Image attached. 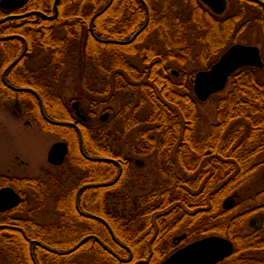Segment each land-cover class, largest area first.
<instances>
[{
    "label": "trees",
    "instance_id": "trees-1",
    "mask_svg": "<svg viewBox=\"0 0 264 264\" xmlns=\"http://www.w3.org/2000/svg\"><path fill=\"white\" fill-rule=\"evenodd\" d=\"M144 1L59 0L53 20L31 15L0 24V36L17 35L0 41V99H21L34 125L67 140L68 162L82 171L56 196L59 217L53 224L41 223L38 216L62 185L54 174L0 175V187L29 192L16 210L0 218L4 263L160 264L190 241L223 235L233 241L234 252L217 264H264V236L257 229L246 230L264 204L252 209L224 207L229 197L241 198L244 185L264 163V66H244L231 76L232 88L217 99L218 120L204 135L195 75L189 70L192 65L209 68L237 41L244 30L238 7L218 16L201 0ZM54 2L28 0L20 12L53 14ZM147 10L148 24L133 42L105 41L130 40L146 23ZM3 13L0 8V18ZM260 18L263 22L264 10ZM26 43V54L4 78L5 68ZM39 53L46 54V61L31 66ZM134 56L143 68L129 60ZM173 62L179 77L173 74ZM70 74L78 83L75 99L87 116L79 129L54 124L40 104L41 98L53 120L79 119L58 89ZM116 94L123 98L120 111L106 122L90 123L98 107ZM133 131V151L155 156L159 171L154 186L142 193L124 190L131 180L130 160L115 148ZM80 134L87 155L115 158L122 170L111 160L84 156ZM112 180L116 181L110 185L81 190V210L97 218L82 214L77 207L79 188ZM30 197L34 206L22 214Z\"/></svg>",
    "mask_w": 264,
    "mask_h": 264
},
{
    "label": "rangeland",
    "instance_id": "rangeland-1",
    "mask_svg": "<svg viewBox=\"0 0 264 264\" xmlns=\"http://www.w3.org/2000/svg\"><path fill=\"white\" fill-rule=\"evenodd\" d=\"M231 1L232 4L227 13L233 12L236 8L234 0ZM1 17L3 18V16ZM257 24L258 26L252 27L249 25L250 27L243 30L235 43L239 42L259 46L261 49V56L264 60V27L260 25V23ZM3 56L4 52L0 44V66ZM46 58V54L39 53L36 58L31 61V66L38 67L46 61ZM129 60L136 66L143 68V63L138 56L129 57ZM171 64L173 70H179L174 62ZM189 67V70L193 72L194 75L199 70L205 69V67L202 66L192 65ZM261 72L264 77V70ZM176 77H179V75H176ZM77 84L75 77L70 74L64 76L58 88L60 91L62 90L65 99L71 102L70 105H72L73 101L77 100L75 99L78 94ZM231 88L232 85L229 82L223 91L212 95L207 101L200 103V112L202 114L200 133L202 135L209 132L212 125L218 120L216 108L218 97L225 95ZM122 104L123 98L120 97L119 94H116L112 99L108 97L107 101L98 107L96 110V117H92L90 123L93 122L94 125L100 124V116L107 111V109L112 112L111 116L113 117L120 111ZM27 119L28 117L25 115L23 102H20L18 99L13 100V98L6 100L0 99V173L31 177H42L45 176L46 173L54 174L55 178L62 185L55 189V195L48 199L46 209L41 211L38 216V220L41 223L53 224L58 221L59 217L56 196L60 195L63 189L71 187L82 174V171L74 168L68 162V159H66L65 163L61 166H52L48 159L49 150L53 144L64 138L57 133L44 132L37 125L27 124ZM115 135H119L118 131H115ZM135 135L136 131H133L119 139L115 148L120 151L123 150L121 152H123L124 158L126 159V157H129L130 160L131 180L124 190L142 193L149 191L154 186L159 176V171L156 166L155 156L144 157L133 151L132 143ZM110 159L112 160L113 158ZM261 159L264 160V156ZM136 160H140L142 165L136 164ZM262 190H264V163L244 185L240 195L241 198L234 201L232 205L239 206V209H252L261 206L264 204V193L260 196L258 194ZM22 195L28 198L29 192L24 191ZM28 202L22 214H26L25 211L34 206L31 197ZM16 214L21 213L17 212ZM252 229L259 230V233L264 236V210L260 214L258 213L256 219L252 221L249 220L246 224L247 232L252 231ZM4 262V259L0 258V264H6Z\"/></svg>",
    "mask_w": 264,
    "mask_h": 264
},
{
    "label": "water",
    "instance_id": "water-1",
    "mask_svg": "<svg viewBox=\"0 0 264 264\" xmlns=\"http://www.w3.org/2000/svg\"><path fill=\"white\" fill-rule=\"evenodd\" d=\"M25 0H1L0 6L4 9H14L24 3ZM58 1L55 0V14L53 16H48L40 11H31L17 17H27L31 14H41L46 18L53 19L58 15L59 7ZM144 3L145 1L142 0ZM209 8L213 10L216 14H223L226 10L227 3L225 0H202ZM146 4V3H145ZM108 7V6H107ZM105 7L101 12H98L94 18L99 16L103 11L107 9ZM149 11V10H148ZM12 16H7L0 19V23L8 20ZM149 17V15H148ZM148 24V21L145 25L138 30V32L129 40V41H116V40H105L108 42H117L120 44H126L133 42L136 37L143 31V29ZM14 37L12 36H3L0 37V40L8 39ZM26 53L24 52L12 62L4 72V76L7 73V70L15 65ZM264 62L260 54V48L256 45H247L242 43H236L228 48L220 58L211 65L208 69L199 70L196 73L194 78V93L197 98L204 102L207 101L211 95L222 91L225 89L229 78L231 75L236 72L238 69L244 66L252 67H263ZM175 74H178L176 70L173 71ZM15 88V87H13ZM18 90H25L26 88H17ZM41 106L43 107V101L40 99ZM73 107L77 113H79L82 118L85 120L86 116L80 113V104L79 101L73 103ZM44 114L45 109L42 108ZM110 117V112L107 111L100 116L101 121H107ZM54 123L59 125H75L76 123L65 122V121H54ZM81 145L83 149V138L81 136ZM68 153V145L65 142L55 143L48 154V159L53 164H62L65 160V157ZM95 160H111L110 158H93ZM142 164L141 162H138ZM110 183H100L95 184L97 186L109 185ZM88 186V185H87ZM21 196L17 193L12 187H2L0 188V210H8L14 208L20 204ZM234 201V198H228L224 202L225 209H229ZM84 215L96 217V215L84 213ZM234 252V243L233 241L222 235H209L203 238L194 240L183 247L179 248L163 260L160 264H217L226 258L230 257Z\"/></svg>",
    "mask_w": 264,
    "mask_h": 264
},
{
    "label": "flooded vegetation",
    "instance_id": "flooded-vegetation-1",
    "mask_svg": "<svg viewBox=\"0 0 264 264\" xmlns=\"http://www.w3.org/2000/svg\"><path fill=\"white\" fill-rule=\"evenodd\" d=\"M226 1V3H227V6H226V10L224 11V13L223 14H219V16H225V15H229V14H231V13H233L234 11H236L237 10V7H238V14H239V23H240V25H242V27H243V29L245 30L247 27H250V26H258V24L257 23H260V25H262L263 27H264V21L262 22V20H261V18H260V15H261V11L262 10H264V0H234V2H235V10L233 11V12H231V13H227L228 12V9L231 7V4H232V1L231 0H225ZM0 2H1V0H0ZM28 2V0H25L24 1V3H22L20 6H18V7H16V8H14V9H4V8H2L1 6H0V8L2 9V11L4 12L3 14V18H5V17H7V16H12L11 18H9L8 20H6V21H4V22H2V23H5V22H7V21H11V20H17V19H23V18H26V17H17V15H21V14H24V13H27V12H31V11H40V12H42V13H44V14H46V15H48V16H53L54 14H55V12H56V10H55V2H54V13L53 14H48V13H46V12H44V11H42V10H31V11H26V12H20L21 11V9H22V7H24L25 5H26V3ZM59 2V1H58ZM205 5V4H204ZM212 13H214L213 12V10L211 9V8H209L207 5H205ZM263 8V9H262ZM257 12H258V14H257ZM58 14H59V12H58ZM215 14V13H214ZM31 15H40L41 17H43V18H45V19H47V20H53V19H55V18H53V19H49V18H46L45 16H43V15H41V14H38V13H36V14H31ZM31 15H29V16H31ZM148 15H149V11L147 10V21H149V17H148ZM217 15V14H216ZM252 15V16H251ZM257 15V16H256ZM28 17V16H27ZM258 17V18H257ZM0 19H2V18H0ZM146 21V22H147ZM2 23H0V24H2ZM250 25V26H249ZM260 25H259V27H260ZM147 26V25H146ZM146 28V27H145ZM144 28V29H145ZM143 29V30H144ZM138 32V31H137ZM6 36H12V35H6ZM15 36H17V35H14V37ZM0 37H3V36H0ZM12 38V37H11ZM9 39V38H8ZM5 40V39H4ZM0 41H2V40H0ZM129 41V40H128ZM26 49V52H27V43H26V45H25V48H24V50ZM24 50H23V52H24ZM22 52V53H23ZM26 54V53H25ZM24 57V56H23ZM22 57V58H23ZM21 58V59H22ZM20 59V60H21ZM19 60V61H20ZM15 61V60H14ZM13 61V62H14ZM18 61V62H19ZM17 62V63H18ZM16 63V64H17ZM14 66V65H13ZM7 68H8V66H7ZM7 68H5V70L7 69ZM10 69V68H9ZM8 69V70H9ZM5 70H4V72H5ZM8 70H7V72H8ZM4 72H3V77L5 78V76H4ZM40 98V97H39ZM12 99V98H11ZM20 100V102H23L21 99H19V98H13V100ZM41 99V98H40ZM75 101H73V103H74ZM73 103H72V108L74 109V107H73ZM41 104V103H40ZM79 104H80V101H79ZM23 106H24V108H25V115H26V111H27V107H26V105L23 103ZM42 108H44L45 109V107H44V105H43V107L41 106V109ZM74 111H75V113H76V115L79 117V119H81V120H79L78 118L75 120V121H73L72 123H76L75 125H72V126H74V127H76V128H78L79 129V123H81L82 122V120L83 121H86L87 120V116H86V119L84 120L83 118H82V116L79 114V113H77L76 112V110L74 109ZM107 111H109V110H107ZM107 111H105V112H107ZM42 112H43V110H42ZM110 112V117H111V111H109ZM80 113L81 114H83L82 112H81V104H80ZM43 114H44V112H43ZM44 116H45V118H47L48 120H50L51 122H53L54 123V121H58V120H53V119H51L50 117H48L47 116V114H46V111H45V114H44ZM28 121H26V123L27 124H33L29 119H27ZM65 122H69V121H65ZM54 124H56V123H54ZM81 134H80V139H81ZM57 142H65L67 145H68V153H69V150H70V147H69V143L67 142V140H64V139H60L59 141H57ZM56 142V143H57ZM80 146H81V149H82V145H81V140H80ZM68 153H67V155H66V157H65V160H64V162L62 163V164H53V163H51L50 161H49V163L52 165V166H61V165H63L64 163H65V161H66V159H67V156H68ZM82 153H83V155L84 156H86L88 159H91L90 157H92V156H89V155H87L86 154V152H85V150H83L82 149ZM93 158H96V157H93ZM111 161H113L114 163H116L119 167H121V170H122V163H120L119 162V160H117V159H115V158H113ZM138 162H141L140 160H136V164H139ZM142 163V162H141ZM139 165H142V164H139ZM0 175H4V176H7V177H11V178H13V177H31V176H17V175H10V174H3V173H0ZM33 177H38V176H33ZM43 177V176H42ZM117 177H119V175L117 176ZM117 179V178H116ZM111 184H113V180H112V182H111ZM87 185L88 186H93V185H95V184H85V185H83V186H81L80 188H79V190H78V192H77V207H78V210L83 214L84 212L81 210V208H80V205H79V197H80V193H81V190L82 189H84V188H86L87 187ZM3 187H12L17 193H19V195L21 196V201H22V199H24V197H23V195H22V193H23V191H21V190H18L15 186H11V185H6V186H3ZM0 188H2V187H0ZM20 204H21V202H20ZM20 204L18 205V206H16V207H14V208H11V209H8V210H0V218L1 217H3V215L5 214V215H7V214H9L10 212H13L14 210H16V208H18L19 206H20ZM16 213H17V211H16ZM2 219V218H1ZM253 223V222H252Z\"/></svg>",
    "mask_w": 264,
    "mask_h": 264
}]
</instances>
